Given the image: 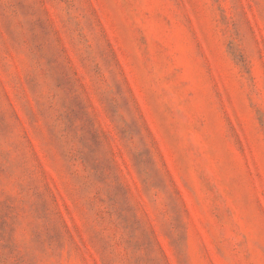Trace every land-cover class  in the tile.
Instances as JSON below:
<instances>
[{
  "label": "rangeland",
  "instance_id": "1",
  "mask_svg": "<svg viewBox=\"0 0 264 264\" xmlns=\"http://www.w3.org/2000/svg\"><path fill=\"white\" fill-rule=\"evenodd\" d=\"M0 264H264V0H0Z\"/></svg>",
  "mask_w": 264,
  "mask_h": 264
}]
</instances>
